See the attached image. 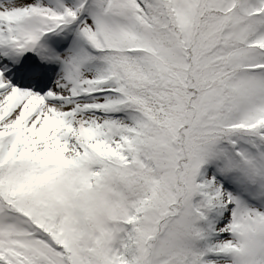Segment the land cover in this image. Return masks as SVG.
I'll return each instance as SVG.
<instances>
[{"label": "snow or ice", "instance_id": "1", "mask_svg": "<svg viewBox=\"0 0 264 264\" xmlns=\"http://www.w3.org/2000/svg\"><path fill=\"white\" fill-rule=\"evenodd\" d=\"M0 264H264V0H0Z\"/></svg>", "mask_w": 264, "mask_h": 264}]
</instances>
